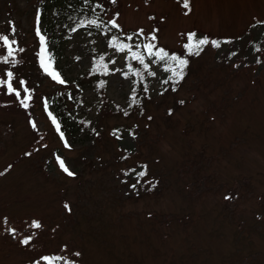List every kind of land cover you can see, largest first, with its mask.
<instances>
[{
    "label": "rangeland",
    "instance_id": "obj_1",
    "mask_svg": "<svg viewBox=\"0 0 264 264\" xmlns=\"http://www.w3.org/2000/svg\"><path fill=\"white\" fill-rule=\"evenodd\" d=\"M56 2L0 0V34L26 47L22 67L0 62V81L11 71L21 97L30 87L37 98L24 109L0 84V264H264V0H100L98 29L56 26L59 59L46 33ZM37 17L67 86L29 74ZM149 43L188 61L175 91L174 62L149 56ZM132 52L149 66L143 107L131 102ZM96 63L109 67L105 90L77 86ZM68 90L81 97L69 116L87 128L66 141L48 112Z\"/></svg>",
    "mask_w": 264,
    "mask_h": 264
},
{
    "label": "trees",
    "instance_id": "obj_2",
    "mask_svg": "<svg viewBox=\"0 0 264 264\" xmlns=\"http://www.w3.org/2000/svg\"><path fill=\"white\" fill-rule=\"evenodd\" d=\"M57 1V5H61L63 7L60 8L59 13H60V17L58 18V21L55 22H51L48 21L47 25H46V33L50 34V36L53 38V40L55 41L56 47H55V57L56 59L60 58V53H61V45L58 42L59 40L56 39V26L58 24H65L68 25L66 28L68 29H72L75 26H73V24H71L72 22H74L75 24H77L79 26V28L81 27V25H85L88 24V27L91 30H96L98 29V24L99 21H101V19H103V17L99 14L100 13V8L97 7V4H100V0H73V1H68V2H63L61 0H55ZM91 21H95L96 23H90ZM61 22V23H59ZM115 30V38L119 41H121V36H120V30L118 29H114ZM8 36V35H7ZM2 45V43H1ZM26 48V47H25ZM25 48H20L23 49L22 51H18V49L15 51L14 53V59L16 61V64L19 66L24 64V58L25 56H23L25 54ZM7 55V50L5 47V54L0 53V62H3L2 57ZM13 57L9 58V62L12 63ZM130 61V71L133 72V69H136L135 74H137V78L135 79V85L134 88L132 90V104H137L140 103V105L143 107L144 102L146 101V99L149 97V93L148 89L147 91H145V86L147 87V83L145 84L144 82V78L142 77V75L144 74L143 71L140 70V67L142 66V64L138 61L137 63H134V60L129 57L128 59ZM104 63V62H103ZM103 63L100 64H94V66L92 67V69L87 73L86 77L82 80L81 83H78L77 86H84L83 83H87L89 85H91L92 87H95L97 90L99 91H104L105 88H102V86L107 82V78L108 76H110V73L108 72L109 67H107L106 65V73H102L103 72ZM34 68L30 70L29 74H37L36 76L39 77L40 74L44 75V71L42 70L41 65L39 64V60H38V55L34 61L33 64ZM30 69V68H29ZM184 74H185V69H184ZM30 79V77H29ZM175 77H173L171 80V86L172 88H178L180 83L182 82V80H180L178 83L175 82ZM32 82H34L33 79H30ZM67 82H65L63 85L67 86L66 84ZM69 86V85H68ZM29 89V93L31 95L32 92V88H28ZM79 91V90H76ZM145 95V96H144ZM32 99L31 101H29V107L27 109H32L35 104H36V96L33 94L31 95ZM55 100H54V107L55 109H53V114L55 116V118H57V120L59 121V125L61 128V132L63 133V136H74V134L78 133L79 131L82 130V127L84 128V130L87 128L86 127V123L84 122V124L81 122V128H77V124L75 121H73L71 119L70 115V111H71V107H69V103L71 104H75L76 106H78L81 103V97H78L77 99L74 98L73 96V90H68L66 92H62L61 94H57L54 96ZM141 100H143L141 102ZM24 108V107H23ZM128 108H132V106L128 107ZM25 109V108H24ZM29 154L31 155L30 151H25L24 152V156L30 157Z\"/></svg>",
    "mask_w": 264,
    "mask_h": 264
},
{
    "label": "snow or ice",
    "instance_id": "obj_3",
    "mask_svg": "<svg viewBox=\"0 0 264 264\" xmlns=\"http://www.w3.org/2000/svg\"><path fill=\"white\" fill-rule=\"evenodd\" d=\"M114 2V0H113ZM183 7L184 8H189V0H184L183 3ZM187 14V13H186ZM90 23H96L95 21H91ZM113 27H119L115 21H111ZM73 31H75L76 29H72ZM13 33L15 32V29L13 28ZM141 33H143V30H140ZM36 35L39 37V43H40V52H39V58H40V65L43 68V70L52 77L53 80L57 81L60 84H64L65 81L63 79L60 78V74L55 72L54 70H52V65H51V60L48 56L47 53V47H46V37L44 35L41 34V29L39 27V17H37V28H36ZM192 37L190 36L189 39H191ZM127 39L131 40L132 37L128 36ZM152 39L155 40L156 37L155 35L152 36ZM0 43H2L3 46L6 47L7 50V55L2 57L3 62L7 63L9 61L10 57H13L12 63L14 64L16 61L14 59V53L16 51V49H13L12 45L16 44V41L14 39L10 40L9 37L7 35H3L0 34ZM113 46L117 47L119 51L123 52L125 49H128L129 51H131V47L128 44H117L115 40H113ZM209 43L207 38H203L200 39L197 44V52L195 54H199V51L202 50L200 49V45H205ZM211 44L214 47H219V43L215 40L211 41ZM145 49L147 50L149 56H156L160 61H165V60H170L172 62H174L175 67L169 66L166 71L171 73V76L169 77V79H172L173 77H175V82L178 83L180 80L183 79L184 77V69L187 67L188 65V61L186 59H182L177 55H171L169 56V54L164 50V49H159L156 52H153V48L155 47V45L149 43L144 45ZM186 47L189 49V52L191 53L192 50V45H186ZM23 49H19V51H22ZM131 58L133 60H138L145 69H148V64L144 63V58L142 55H140L138 52H132L131 53ZM103 59V58H101ZM149 75H155V73H149ZM12 77H13V73L11 71H9L7 73V80L6 81H0V84H6L7 87V93L8 94H15L17 100L19 101V103L21 104L22 107H24L25 109H27L29 107V101H31L32 96L29 93V89L28 88H24V93L25 95L23 97H21V93L20 91L16 90L13 87V84L11 83L12 81ZM164 83H168V80H164ZM24 81H20V84H23ZM145 91H147V87L145 86ZM173 91H175V88H173ZM180 103H183V101H181ZM45 107H47V104H45ZM49 115H51V113H49ZM53 124H55L56 126V130L57 132H60L61 137L63 138V133L60 131V125L56 122V119L53 117L52 120ZM33 127L35 128L36 125L35 123H33ZM66 146L67 143H66ZM30 155V154H29ZM59 166L60 168L69 176L74 175L73 172H71L69 170V168L65 165V162L63 160H59ZM146 169V166H144ZM3 173H0V175H2ZM127 174V173H126ZM146 175V170L145 171H140L139 173H137L138 178H143ZM126 182V181H125ZM137 182H139V179L137 180ZM133 188H135V184L132 185ZM153 187H155V185H153ZM231 196H225V199H231ZM65 207H67V205H65ZM36 227H39L40 225L37 223H35ZM30 237L26 238L22 241V243L24 244H28L30 242ZM76 255H79V253H77ZM43 259L48 262V264H51L52 260L55 259H60L59 257H48V256H44Z\"/></svg>",
    "mask_w": 264,
    "mask_h": 264
}]
</instances>
